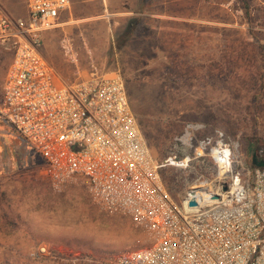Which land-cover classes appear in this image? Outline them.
<instances>
[{"label": "rangeland", "instance_id": "obj_1", "mask_svg": "<svg viewBox=\"0 0 264 264\" xmlns=\"http://www.w3.org/2000/svg\"><path fill=\"white\" fill-rule=\"evenodd\" d=\"M70 1L40 46L56 76L118 72L158 163L204 151L162 169L172 201L216 185L212 146L231 149L245 181L264 168V0ZM12 58L0 47V102ZM43 170L0 118V264H107L146 246L134 221L105 212L81 181L57 192Z\"/></svg>", "mask_w": 264, "mask_h": 264}, {"label": "built area", "instance_id": "obj_2", "mask_svg": "<svg viewBox=\"0 0 264 264\" xmlns=\"http://www.w3.org/2000/svg\"><path fill=\"white\" fill-rule=\"evenodd\" d=\"M70 5L26 0L25 17L0 11V47L13 52L0 118L39 156L54 191L79 180L105 212L128 216L145 234L143 249L107 264H264V168L245 181L233 171L231 149L212 146L216 185L194 186L172 201L161 169L185 168L204 151L158 163L118 72L74 82L56 76L40 46ZM191 196L196 207L188 206Z\"/></svg>", "mask_w": 264, "mask_h": 264}, {"label": "crops", "instance_id": "obj_3", "mask_svg": "<svg viewBox=\"0 0 264 264\" xmlns=\"http://www.w3.org/2000/svg\"><path fill=\"white\" fill-rule=\"evenodd\" d=\"M0 11L11 17H25L26 0H0Z\"/></svg>", "mask_w": 264, "mask_h": 264}, {"label": "water", "instance_id": "obj_4", "mask_svg": "<svg viewBox=\"0 0 264 264\" xmlns=\"http://www.w3.org/2000/svg\"><path fill=\"white\" fill-rule=\"evenodd\" d=\"M226 189H227L226 187H223V191H226ZM209 198H215V197L214 196H209ZM187 203H188L189 207H196L197 206V199L194 198L193 196H191L188 199Z\"/></svg>", "mask_w": 264, "mask_h": 264}, {"label": "trees", "instance_id": "obj_5", "mask_svg": "<svg viewBox=\"0 0 264 264\" xmlns=\"http://www.w3.org/2000/svg\"><path fill=\"white\" fill-rule=\"evenodd\" d=\"M245 9L247 10V6L245 7ZM245 10V13L246 14H248L247 13V11ZM249 15V14H248ZM254 100H256V97L254 98ZM136 115V114H135ZM140 125V124H139ZM141 127V126H140ZM149 145V144H148ZM150 148H151V146H150ZM151 151H152V149H151ZM153 154V153H152ZM155 159V158H154ZM156 160V159H155ZM260 160L258 159H256V165H258L259 166V164H260ZM164 169V168H163ZM160 176H161V179H162V169H161V171H160ZM163 181V180H162ZM163 183H164V181H163ZM164 186H165V184H164ZM165 188H166V186H165ZM166 190H167V192H169V190L166 188Z\"/></svg>", "mask_w": 264, "mask_h": 264}, {"label": "bare ground", "instance_id": "obj_6", "mask_svg": "<svg viewBox=\"0 0 264 264\" xmlns=\"http://www.w3.org/2000/svg\"><path fill=\"white\" fill-rule=\"evenodd\" d=\"M203 188H205V187H203ZM53 232H54V228L53 229L52 228H49V230L46 231V233H48V234H53Z\"/></svg>", "mask_w": 264, "mask_h": 264}]
</instances>
